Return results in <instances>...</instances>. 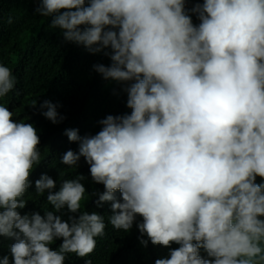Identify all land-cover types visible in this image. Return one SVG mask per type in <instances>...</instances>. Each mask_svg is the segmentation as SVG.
I'll return each mask as SVG.
<instances>
[{
	"label": "clouds",
	"instance_id": "obj_1",
	"mask_svg": "<svg viewBox=\"0 0 264 264\" xmlns=\"http://www.w3.org/2000/svg\"><path fill=\"white\" fill-rule=\"evenodd\" d=\"M34 2L64 41L110 59L93 68L127 94L131 112L107 115L94 135L65 130L79 147L60 162L77 168L83 158L102 192L89 193L83 174L54 191L57 181L42 174L35 193L47 192L54 211L21 215L41 162L40 135L0 105V237L14 241L11 264L91 254L107 225L104 215L81 211L86 193L98 197L97 207L110 202L114 229L128 232L135 223L144 247L170 249L155 264H264V182H256L264 180V0H203L191 8L190 0ZM16 83L0 63V98ZM32 107L53 124L66 119L50 100ZM65 208L67 220L55 214ZM0 264H10L9 256Z\"/></svg>",
	"mask_w": 264,
	"mask_h": 264
},
{
	"label": "trees",
	"instance_id": "obj_2",
	"mask_svg": "<svg viewBox=\"0 0 264 264\" xmlns=\"http://www.w3.org/2000/svg\"><path fill=\"white\" fill-rule=\"evenodd\" d=\"M203 0H190L188 7ZM38 3L34 0H0V63L9 67L16 78L15 89L0 98V105L9 108L18 122L32 123L40 135L41 162L35 165L31 174V186L24 195L26 207L19 209L21 215L45 211H54L47 202V192L43 196L35 193V181L42 174H47L60 182L74 179L83 174L82 181L89 193L94 190L103 191L102 184L91 181L89 165L83 158L77 168H70L60 162L62 155L69 149L78 151V142H70L64 134L66 129H78L81 136L96 134L101 126L98 123L107 115L130 113L126 107L127 94L120 90L114 81L105 80L97 73L93 65L102 63L109 65L110 59L103 53H89L82 45L66 42L61 30L50 28L51 17H42L35 13ZM63 11V10H62ZM9 16L12 24L8 23ZM193 22L199 23L195 15ZM50 100L57 104V111L66 117L61 123L53 124L46 119L41 110L32 107V102ZM63 173V175H61ZM257 183L264 182L260 177ZM118 195V194H117ZM98 197H88L82 201L81 211L97 212L104 215L106 229L103 237L96 238L95 250L81 258L68 254L64 264H85L90 259L93 264H155L159 258H167L170 249L161 245L144 247L140 243V233L134 223L133 228L125 232L114 229L108 223L111 214L110 202L97 207ZM64 220L68 219L67 209L59 213ZM141 218H137V223ZM144 239H147L145 236ZM14 241L0 237V257L11 254L9 245ZM62 243L57 239L51 247L56 250ZM172 248L179 245L173 243ZM201 256L207 258L203 249Z\"/></svg>",
	"mask_w": 264,
	"mask_h": 264
}]
</instances>
